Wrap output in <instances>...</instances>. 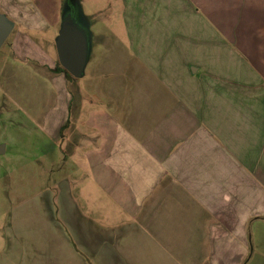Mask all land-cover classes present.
Instances as JSON below:
<instances>
[{
  "label": "crops",
  "instance_id": "1",
  "mask_svg": "<svg viewBox=\"0 0 264 264\" xmlns=\"http://www.w3.org/2000/svg\"><path fill=\"white\" fill-rule=\"evenodd\" d=\"M108 2L90 28L74 5L89 51L68 79L50 50L61 6L0 0L11 102L21 63L51 85L24 123L53 177L7 215L0 264H264V0ZM9 120L0 155L21 149Z\"/></svg>",
  "mask_w": 264,
  "mask_h": 264
},
{
  "label": "rangeland",
  "instance_id": "2",
  "mask_svg": "<svg viewBox=\"0 0 264 264\" xmlns=\"http://www.w3.org/2000/svg\"><path fill=\"white\" fill-rule=\"evenodd\" d=\"M34 3H43L45 5L52 4L54 9L58 10L61 6V18L63 11L67 9L69 4H73L80 10L83 17H79L80 22H84L87 26L93 22V17L100 15L107 22L113 20L112 13L108 6L109 0H32ZM116 23L118 22L117 19ZM88 26V27H89ZM90 28V27H89ZM119 28V27H118ZM58 31V29H57ZM55 28L52 33L54 34ZM36 38L45 42L47 39L51 41L52 36L35 35ZM56 37V35H55ZM11 39L8 35L4 43L0 47V57L7 49ZM50 50L54 53L55 47L50 45ZM38 79L36 72L27 69L21 63V110L17 109L6 92V87L0 76V133L6 129L5 134L16 132L14 126L9 124V118L13 115H21L23 124H21V149L19 151L9 150L7 155H0V232L3 231V224L9 213H13L21 204V202L29 201L44 193L45 187H49L51 176L49 168L50 157L44 153L45 145L41 144L37 138V132L30 123L25 124L27 100L35 101L40 107L39 95L49 96L51 85L47 81L38 87ZM38 88L39 92L36 90ZM20 111V112H19ZM31 136L30 138H28ZM44 151V152H43ZM21 161V163H20ZM21 164V169H20ZM47 185V186H45ZM49 190V189H48ZM43 195V194H42ZM19 210V209H18ZM2 233H0L1 235ZM1 246V241H0Z\"/></svg>",
  "mask_w": 264,
  "mask_h": 264
},
{
  "label": "water",
  "instance_id": "3",
  "mask_svg": "<svg viewBox=\"0 0 264 264\" xmlns=\"http://www.w3.org/2000/svg\"><path fill=\"white\" fill-rule=\"evenodd\" d=\"M12 28L13 23L0 12V47ZM54 46L63 70L73 78L81 77L89 51L88 30L76 20L69 6L63 11Z\"/></svg>",
  "mask_w": 264,
  "mask_h": 264
},
{
  "label": "trees",
  "instance_id": "4",
  "mask_svg": "<svg viewBox=\"0 0 264 264\" xmlns=\"http://www.w3.org/2000/svg\"><path fill=\"white\" fill-rule=\"evenodd\" d=\"M56 70L57 71H60V72H63L64 74H65V76L68 78V79H72L73 77H71L67 72H65L64 70H63V68L59 65V64H57V66H56Z\"/></svg>",
  "mask_w": 264,
  "mask_h": 264
},
{
  "label": "flooded vegetation",
  "instance_id": "5",
  "mask_svg": "<svg viewBox=\"0 0 264 264\" xmlns=\"http://www.w3.org/2000/svg\"><path fill=\"white\" fill-rule=\"evenodd\" d=\"M71 7H72V13H73V15L75 16V14H74V11H73V9H75V6L74 5H72V3H71Z\"/></svg>",
  "mask_w": 264,
  "mask_h": 264
}]
</instances>
